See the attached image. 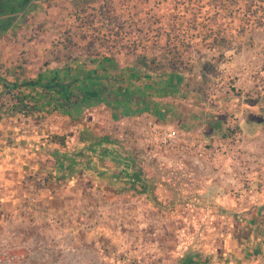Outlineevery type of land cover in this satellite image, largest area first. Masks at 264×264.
<instances>
[{
  "label": "crops",
  "instance_id": "obj_1",
  "mask_svg": "<svg viewBox=\"0 0 264 264\" xmlns=\"http://www.w3.org/2000/svg\"><path fill=\"white\" fill-rule=\"evenodd\" d=\"M0 1V6L3 2L14 9L8 16L0 12L1 233L9 231L8 237L17 242L58 241L60 252L81 264L166 263L163 227L147 223L158 212L152 199L163 193L149 191L152 181L146 174L152 165L144 157L135 158L134 137L153 120L213 139L223 134L234 115L242 138L241 151L234 150L251 159L246 173L240 174L245 181L237 173L223 180L222 161L212 163L222 168L214 176H199L191 164L180 161L155 165L182 174L184 191L201 195L208 215L229 217L231 223L201 227L196 241L187 236L182 244L178 227L164 229L171 235L174 264H264L262 89L249 97L230 95L207 103L199 91L205 89L202 81L189 84L180 71L167 67L145 71L118 62L103 68L106 81L78 83L83 71L103 73L98 63L85 62L82 56L78 60V0ZM204 74L201 71L203 79ZM116 76L125 81L116 82ZM3 80L28 86L13 91ZM84 88L90 95L82 93ZM17 96L26 100L24 111L16 106ZM228 162L226 170L236 169L237 163ZM204 166L211 173V164ZM175 180L179 183L180 178ZM115 193L129 202L110 203ZM87 195L94 203L84 202ZM213 200L219 204L211 206ZM100 216H120L133 225L116 229ZM134 223L138 227H131ZM20 227H36L38 238H22ZM133 228L138 241L131 237ZM107 246H116L117 253L113 248L108 252ZM169 260L173 263V256Z\"/></svg>",
  "mask_w": 264,
  "mask_h": 264
},
{
  "label": "rangeland",
  "instance_id": "obj_2",
  "mask_svg": "<svg viewBox=\"0 0 264 264\" xmlns=\"http://www.w3.org/2000/svg\"><path fill=\"white\" fill-rule=\"evenodd\" d=\"M80 1L84 2L82 6ZM194 23L200 25L197 31L192 29ZM158 37V42L154 44L153 39ZM72 43L75 46L74 41ZM182 43L183 47L180 46ZM76 44L78 57L108 54L116 58L120 67L122 63H127L134 67H143L145 71L148 68H151V71H154L153 68L161 70L168 68L169 62L172 61L168 51H172L178 44L187 65L183 68L176 67V70L180 71L181 76L189 81V84L200 81L202 85L205 83L203 86L205 89L199 91L203 93L202 96L207 103L219 101L230 95L249 97L255 89L264 91V0H78ZM142 62L148 66H144ZM201 71L205 73L204 79L200 76ZM217 83L230 85L232 89L227 93L222 90L215 93L212 88ZM245 87L248 88L247 91ZM234 118V115L230 116L229 126L224 129L223 134L213 139H206L200 131L193 134L183 132L190 138L202 139L212 148L222 144L226 146L223 155L216 153L209 161L201 159L196 163L195 154L192 153L182 154V152L165 151L155 146H142L139 142L142 132L138 137H134L135 158L141 161L144 157L149 161L146 164L152 165L149 173L146 174L152 181L149 191L153 192L151 194L163 193L158 199H152L154 202L152 204L158 212L147 221L149 227H163L162 235L166 236V240L162 239L164 243L162 257L167 260L163 264L175 263V249L170 252L169 246L171 235L164 227H178L180 229L178 237L182 244L184 237L187 236L196 241L200 236L201 227H227L232 219L217 213L208 215L206 202L201 195L192 197L184 191L186 184L182 181L184 178L182 174L177 175L173 169L167 167L161 170L155 165L180 161L191 164L199 176L204 174L214 176L222 168H217L212 163L222 161L221 165L224 167L222 179L227 180V177L238 171L226 170V162L229 161L230 165H233L236 158L231 157V152L233 153L234 149H241L242 145V138L238 135L240 129ZM166 124L163 126L176 128ZM225 134L226 138H224ZM252 143H246V146ZM238 160L245 165L251 161L249 158ZM206 163L211 164L213 170L211 173L204 166ZM177 177L180 178L179 183L175 180ZM218 177L220 179V176ZM240 179L245 181L244 178ZM232 193L235 194L233 191ZM87 198L88 200L84 202L94 203L91 195H87ZM109 202L117 205L122 203L124 206L129 201H122V196L115 193ZM211 204L215 206L219 202L213 200ZM100 219L108 220L110 227L116 229L133 225V222L127 219L122 221L120 216H100ZM118 219H121L120 224ZM137 219L138 217L133 221L136 222ZM131 227H138V224L134 223ZM19 229L21 231L18 233L22 238H38L36 227ZM132 231L133 241H138V231L134 228ZM9 233V231L0 232V238L7 239ZM26 240L28 239L18 242ZM122 241L127 240L122 239ZM115 247L107 246L106 250L109 252L113 248L117 253ZM179 253L181 260L183 253L181 250ZM172 256L173 263H170L169 258ZM121 258L126 260V254H122ZM122 264H125V261ZM131 264L139 263L134 260Z\"/></svg>",
  "mask_w": 264,
  "mask_h": 264
},
{
  "label": "built area",
  "instance_id": "obj_3",
  "mask_svg": "<svg viewBox=\"0 0 264 264\" xmlns=\"http://www.w3.org/2000/svg\"><path fill=\"white\" fill-rule=\"evenodd\" d=\"M243 88V86L241 85ZM230 85H222L217 83L213 86L212 90L218 93L220 90L227 93L231 91ZM247 91L248 88L245 87ZM139 142L142 146H155L165 151L182 152V154L192 153L195 154V160H211L213 155H223V150L227 149L226 146H213L209 147L202 139L190 138L185 133L177 128L163 126L157 124L155 121H148L146 127L140 135ZM241 149L237 152H240ZM235 150L232 158H236L234 163H237V175L241 178L240 174L246 173V165L239 158L242 157L241 153ZM234 154V155H233ZM246 166V167H245ZM61 246L56 241H44L39 239H28L23 242H16L11 238H0V264H81L78 258L61 253Z\"/></svg>",
  "mask_w": 264,
  "mask_h": 264
},
{
  "label": "trees",
  "instance_id": "obj_4",
  "mask_svg": "<svg viewBox=\"0 0 264 264\" xmlns=\"http://www.w3.org/2000/svg\"><path fill=\"white\" fill-rule=\"evenodd\" d=\"M19 10L21 11L23 9L22 8H18V11ZM12 11H14L13 8L8 7V4L2 2V5L0 6V12H2L3 15H5V16L7 15L8 16L10 14V12H12ZM199 28H200L199 24L197 25V24L194 23L192 25V29L195 30V31H197ZM158 40H159V37H158V39H153V43L156 44L158 42ZM166 42L168 43V41H166ZM183 42L185 43V41H183ZM177 45L178 44H176L174 46L172 51H168V54L171 55V59H172V61L169 62V66H168V70L169 71H175L176 67L177 68H183L185 65H187V63H185V61L183 60V54H182L181 48H179V46H177ZM180 46L183 47V43ZM134 51H136V49ZM79 58L80 57H78V60H79ZM84 58H85V62H86V59H87V61H89V62H92L94 64L98 63L99 65H101L102 66V71H103L102 75L100 73L98 74L97 72H92V71L84 72L83 71L82 72V77L81 78L78 77V83L79 82H84L85 83V82L88 81V83H85V85L86 84L88 85L91 80L99 81V82L106 81L109 76L107 77L108 72L106 71V69L103 70V68L104 67L106 68V65L107 64H111V63L112 64L115 63L117 65L116 58L113 57V56H109L108 54H104V55H101V54L100 55L99 54L98 55H85ZM142 64L144 66H148L145 62H142ZM114 68L116 70H120V68L118 66H115ZM148 70H151V68H148ZM119 74H120V72H119ZM115 80H116V82H119V83H123L125 81L124 79H118V76L115 77ZM41 82L42 81L40 80V84H41ZM2 84L7 86V87H11V89H13V91L16 90V89L22 88L24 86H28V83H26V84L9 83L6 80H3ZM29 84H33V83H29ZM86 90H87V88L86 89L84 88V91L82 93L84 95H86V96L90 95L89 93L86 92ZM13 91L10 92L11 95H13ZM106 92H107V90L103 89V93L105 94ZM19 96H20V94H19ZM19 96H17V101H16L17 105L16 106L18 108L21 107L19 110L24 111L28 106L25 103L26 100L23 99L22 97H19ZM118 96H119V91H118ZM226 137H227V135L225 134L224 138H226ZM184 264H188V263L186 262Z\"/></svg>",
  "mask_w": 264,
  "mask_h": 264
}]
</instances>
